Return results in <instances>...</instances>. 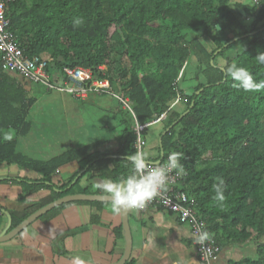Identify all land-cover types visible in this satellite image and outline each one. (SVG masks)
Here are the masks:
<instances>
[{
	"label": "trees",
	"instance_id": "1",
	"mask_svg": "<svg viewBox=\"0 0 264 264\" xmlns=\"http://www.w3.org/2000/svg\"><path fill=\"white\" fill-rule=\"evenodd\" d=\"M4 1L9 29L26 55L52 58L46 66L51 78L89 69L127 97L132 111L120 110L119 145L110 153L86 144L36 159L20 152L9 134L31 131L35 98L0 68V167L17 165L41 176L15 180L24 189L19 201L42 189L51 192L48 203L76 194L84 176L135 185L136 127L145 126L139 133L144 150L158 123L154 160L176 162V187L206 233L219 248L222 240H255L256 258L240 264H264V0ZM71 162L83 175L55 184L56 171ZM108 203L66 202L40 219L71 204ZM28 215L11 213L9 230Z\"/></svg>",
	"mask_w": 264,
	"mask_h": 264
},
{
	"label": "crops",
	"instance_id": "2",
	"mask_svg": "<svg viewBox=\"0 0 264 264\" xmlns=\"http://www.w3.org/2000/svg\"><path fill=\"white\" fill-rule=\"evenodd\" d=\"M6 73L16 78L29 95L35 98L30 112L35 108V114L40 113L41 105L39 104L45 100V97H48L49 101L57 99L60 102V111L64 114H61V117L64 118L58 123L60 125L62 123L65 127L62 129L57 124L54 129L55 135L47 141L36 137V142L42 140L41 145L38 143V147L35 148L36 152L40 154L39 156H45L35 157L36 159H49L50 157H47L45 151H54L57 155L62 151L64 145L65 150H70L92 144L93 148L96 151L99 149L102 154L110 153L118 147V137L122 131L120 110L125 107L122 106L118 98L109 94L98 93L88 94L86 97L80 98L60 91H58L59 93L52 92L54 90L48 91L45 86L48 94L36 96L32 93L34 85L32 81L15 72L6 71ZM58 75L55 72L53 78L50 77V79L54 81L59 77ZM117 91L116 93L120 94L119 90ZM76 102L89 103L99 108L101 115L99 126L109 135L108 137L105 134L103 138L98 134L88 133L93 136L85 134L89 122L84 118L85 110L82 109V104ZM53 110L57 114V110ZM129 110L131 111V108ZM30 112L29 114H31ZM156 124L154 125L155 128L152 127L150 136L147 137V144L156 143V137L160 130L159 125ZM34 131L35 127L31 128L30 132ZM11 137L16 139L20 152L31 156L27 151H32L33 148L27 146V135L24 136L25 138H21L14 133ZM106 142L110 145L97 147V144ZM145 154L146 160L145 158L144 160L146 162L158 161L154 160L157 151L150 152L145 149ZM83 171L77 162H71L56 171L53 181L55 184L61 185L77 172L79 173L76 179L81 177ZM40 179L41 176L37 173L21 169L17 165H1L0 216L3 219H0V235L5 232L8 226L6 213L10 215L12 213L16 216H23L26 213L31 215L43 207L45 202L49 204L51 192L46 189L32 194L27 201H19L24 189L15 180L36 182ZM86 188L91 191L90 194L115 196L125 200L131 234V253L127 261L130 260L131 264H202L197 249L190 238L191 233L188 226L181 224L174 214L157 207H149L145 210H136L131 207L126 200L128 188L126 182L113 184L108 180L88 179L87 176H84L75 188L77 189L76 194H81L79 190ZM108 202L111 203L102 208L88 204H71L47 221L41 223L35 220L15 236L0 241V264L118 263L126 253L127 241L120 206L117 202ZM9 229L10 227L6 232ZM256 255L257 244L255 240L244 242L222 240L219 252L210 264H240L245 259L256 258Z\"/></svg>",
	"mask_w": 264,
	"mask_h": 264
},
{
	"label": "built area",
	"instance_id": "3",
	"mask_svg": "<svg viewBox=\"0 0 264 264\" xmlns=\"http://www.w3.org/2000/svg\"><path fill=\"white\" fill-rule=\"evenodd\" d=\"M0 68L2 71H11L36 83H41L48 90H56L71 94L75 97H86L90 93L109 94L121 101L130 109L129 100L123 94L113 92L108 80L94 79L91 70L83 68L66 69L62 83L59 77L54 81L46 72V66L52 61L47 56L29 57L25 49L20 47L15 36L9 29V20L6 17L5 1L0 0ZM102 69V68H101ZM66 78V79H65ZM163 118V117H161ZM145 126L137 125V181L127 188L126 200L136 210H145L149 207H158L174 214L181 224L188 226L191 240L197 249L202 264H210L219 252V246L206 233V223L196 214L188 203L185 193L176 187L181 174L176 171L174 160L166 163L146 162L142 155L144 144L139 136Z\"/></svg>",
	"mask_w": 264,
	"mask_h": 264
},
{
	"label": "rangeland",
	"instance_id": "4",
	"mask_svg": "<svg viewBox=\"0 0 264 264\" xmlns=\"http://www.w3.org/2000/svg\"><path fill=\"white\" fill-rule=\"evenodd\" d=\"M102 69H105V68L102 67ZM194 69H195V66L190 65L188 67V73L190 75L194 74V72H195ZM33 84L34 85H33L32 93L34 95L40 96L41 94H44V95L48 94V93H46L48 91L46 90V88L41 83L33 82ZM52 92L59 93L58 91H52ZM64 94H67V93H64ZM67 95H69V94H67ZM80 102H82V101H80ZM76 103H78V102H76ZM59 104H60V102L57 99H55L53 101L52 100L49 101V98L45 97V100H42L41 103L39 104V105H41L40 113L37 112L35 114V112H34L35 108H33L32 112H30L31 114H29L28 120H33L32 121L33 124L31 125L32 126L31 128L33 129L35 127V131L27 134V143H28L27 146H30L33 148L32 151H27V153L29 155L33 156L34 158L35 157H45L43 155L39 156L40 154H38L36 152L37 150L35 148L38 147L37 146L38 143L41 145L42 140L45 139V141H47L48 139L52 138L55 135L54 129H55V127H57V124L59 126H61V128L65 127V125H63L62 123H61V125H60V123H58L62 120V118H64V117H61V114H63V113L60 111L61 105H59ZM78 104H82V103H78ZM81 106H82V109L85 110L84 118L86 121L89 122V127H87V129H85V134H87V135L98 134L99 136H102V138H103V135L105 134L106 137H108L109 135H107V133L104 132V129L101 126H99V122L101 120V115H100V112L98 110L99 108H97L96 106H93L92 104H89V103H84ZM53 109L57 110V114L55 113V111ZM50 111H51V113H50ZM9 134L12 136L14 134V132L11 131ZM89 136H93V135H89ZM20 137L22 138V137H24V135H21ZM36 137L42 138V140L36 142ZM149 140H150V138H149ZM147 143H148V140H147ZM101 145L109 146L110 143L106 142L103 144H97V147H99ZM59 149H60V146H59ZM65 149H66V147L64 145L61 152H63V150H65ZM145 149L149 150L150 152H153V151L156 152V150H157L155 144H152V145L146 144L144 147V150H142L144 156L146 155ZM98 151H99V149H98ZM104 151H105V149H104ZM44 153L47 154L48 158L51 156L53 157V155L56 154L54 151L48 152V150L45 151ZM37 220H38L37 222H41V223L44 222V220H42L40 218Z\"/></svg>",
	"mask_w": 264,
	"mask_h": 264
},
{
	"label": "water",
	"instance_id": "5",
	"mask_svg": "<svg viewBox=\"0 0 264 264\" xmlns=\"http://www.w3.org/2000/svg\"><path fill=\"white\" fill-rule=\"evenodd\" d=\"M59 83L60 84L62 83V77L60 78ZM186 113L187 112H185L183 115H185ZM173 125H171L167 130H169ZM159 144L161 147V138L159 139ZM161 156H163L162 147H161ZM157 162L159 163L160 161H157ZM72 201H114V202L118 203V205L120 206V209H121L125 239L127 241V249H126L125 255L116 264H125L129 258V256H130V253H131V239H130L131 234H130V230H129V226H128L127 204L125 203V200L123 198H119V197H115V196L96 195V194H82V193L81 194L66 195L64 197H61L57 200H54V201L50 202L49 204L41 207L36 212L32 213L27 218H25L15 228L9 230L8 232H6V231L11 226V215L5 212L7 217H8V226L5 230V232L0 235V241L7 240V239H10L11 237L15 236L20 231H22L26 226H28L29 224H31L32 222H34L35 220L40 218L42 215L46 214L51 209H53V208H55V207H57L63 203L72 202Z\"/></svg>",
	"mask_w": 264,
	"mask_h": 264
},
{
	"label": "clouds",
	"instance_id": "6",
	"mask_svg": "<svg viewBox=\"0 0 264 264\" xmlns=\"http://www.w3.org/2000/svg\"><path fill=\"white\" fill-rule=\"evenodd\" d=\"M121 94V93H120ZM124 96V95H123Z\"/></svg>",
	"mask_w": 264,
	"mask_h": 264
}]
</instances>
